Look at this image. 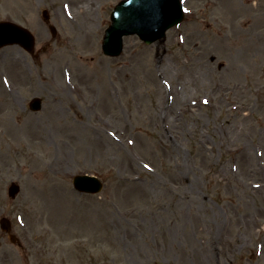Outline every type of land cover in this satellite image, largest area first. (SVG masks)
<instances>
[{
  "label": "rangeland",
  "instance_id": "rangeland-1",
  "mask_svg": "<svg viewBox=\"0 0 264 264\" xmlns=\"http://www.w3.org/2000/svg\"><path fill=\"white\" fill-rule=\"evenodd\" d=\"M118 1L0 0L35 37L0 48V264H264V0H182L164 41L114 58ZM85 172L100 192L73 189Z\"/></svg>",
  "mask_w": 264,
  "mask_h": 264
},
{
  "label": "water",
  "instance_id": "water-1",
  "mask_svg": "<svg viewBox=\"0 0 264 264\" xmlns=\"http://www.w3.org/2000/svg\"><path fill=\"white\" fill-rule=\"evenodd\" d=\"M180 6L179 0H122L111 14L112 23L107 30V37L118 41L122 32L127 29L128 32L138 33L148 42L153 41L163 36L165 29L180 19ZM15 41L22 43L26 48L32 47L29 31L12 22L0 21V45ZM105 43L110 50L111 43ZM75 183L85 190H96L100 187H91L87 177H75ZM14 191L15 186L10 189V194L13 195Z\"/></svg>",
  "mask_w": 264,
  "mask_h": 264
},
{
  "label": "bare ground",
  "instance_id": "bare-ground-1",
  "mask_svg": "<svg viewBox=\"0 0 264 264\" xmlns=\"http://www.w3.org/2000/svg\"><path fill=\"white\" fill-rule=\"evenodd\" d=\"M12 70H13V68H12ZM155 75H156V79H157V81H158V75L155 73ZM158 83L160 84V82L158 81ZM181 95H183L182 94V91H181V93H179L178 91H176L175 93H174V99H176L177 101H175V103L177 104V102H178V104L180 105V106H182L181 108H183V110H184V112L186 111V108H187V105H189V108H188V110H191L190 108H191V106L192 105H194L195 103H199L198 102V100H194V101H190V99H185V98H183ZM162 99H160V101H161ZM162 104H163V101H162ZM171 104L172 103H170V104H165V106H164V108H162L161 107V109L158 111L157 109L156 110H154L153 111V113H152V119H159L160 120V122H161V119L163 118V116H165V113L167 112V109H168V107L169 106H171ZM199 104H204L203 103V101L201 100V103H199ZM162 106V105H161ZM194 107H197V108H199V106H194ZM193 107V108H194ZM196 108V109H197ZM164 109V113H162V110ZM195 109V110H196ZM162 114H163V116H162ZM189 114V113H188ZM80 123H82L83 124V128L85 127V124L82 122V121H80ZM82 127H80V128H82ZM82 128V129H83ZM200 137H202V135L200 136ZM200 145L201 146H203V148H206L207 146L205 145V143L202 141V140H200ZM99 147V146H98ZM244 151V148H241V147H239V148H237V149H235V156L236 157H238L239 158V155H241V157H240V162L243 164V166L246 168L245 169V172L246 173H248V172H250V173H256V172H254V165L252 164V162H251V157H250V155L248 154V152H243ZM66 165H64V167H65ZM241 166V165H240ZM60 170H63L62 168H60ZM256 170V169H255ZM254 186V185H253Z\"/></svg>",
  "mask_w": 264,
  "mask_h": 264
}]
</instances>
